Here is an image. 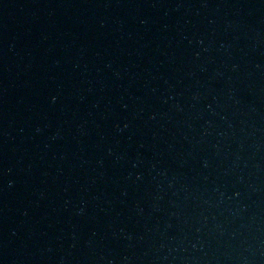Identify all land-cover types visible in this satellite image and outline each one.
Instances as JSON below:
<instances>
[{
	"label": "water",
	"instance_id": "water-1",
	"mask_svg": "<svg viewBox=\"0 0 264 264\" xmlns=\"http://www.w3.org/2000/svg\"><path fill=\"white\" fill-rule=\"evenodd\" d=\"M0 264H264V0H0Z\"/></svg>",
	"mask_w": 264,
	"mask_h": 264
}]
</instances>
